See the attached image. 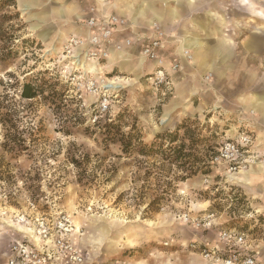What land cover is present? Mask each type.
Instances as JSON below:
<instances>
[{"label":"rangeland","instance_id":"1","mask_svg":"<svg viewBox=\"0 0 264 264\" xmlns=\"http://www.w3.org/2000/svg\"><path fill=\"white\" fill-rule=\"evenodd\" d=\"M239 4L251 14L235 0L211 1L214 12L225 13L227 25L221 16L216 18L224 22L227 30L235 31L228 34L240 47L236 57L227 61L229 72L224 76L213 71L205 73L211 84L209 92L177 100L176 105L173 94L164 97L152 88L149 64L144 73L148 72L140 75L138 81L136 75V83L113 93L109 110L101 113L96 109L97 97L78 98L71 92L72 86L63 81V69L68 66L63 46L72 35L58 41L56 30L63 28L57 21L53 27L49 24L40 28L28 17L29 11L22 12L16 2L19 17L1 23L9 40L0 42V53L14 46L18 56L10 64H0V96H15L5 105H15L25 142L14 148L10 145V150L4 147L6 133L0 125V211H22L32 203L36 213L68 215L76 229H80L77 241L83 248L84 264H210L200 254L198 239L215 226L209 231L195 229L180 217L213 214L216 222L224 221L225 228L234 227L261 245L259 258L264 262V180L252 187L249 194L239 184L228 181L223 167L210 165L208 175L198 174L178 182L175 179L180 174L175 168L162 165L157 159L120 158L118 146L105 145L99 132L101 126L124 112L123 125H135L141 131L142 141L150 144L157 135L172 132L190 120L200 130L211 153L244 131L253 139L249 148L252 152L246 156L261 157L264 121L247 109L242 99L251 96L256 87L255 77L259 76L260 83H264V47L258 48L257 53L247 48L253 28L264 27V0H240ZM203 9L199 7L197 13ZM32 14L29 12L30 17ZM164 32L169 37V47L177 37ZM218 36L212 33L213 40L217 41ZM24 39L31 42L29 46L21 43ZM180 45L183 47L184 40ZM169 52L170 48L162 52L164 60ZM189 54L183 48L182 55L190 62L193 57L190 59ZM45 71L47 78H57L58 88L63 91V118L53 114V109L39 99L27 102L16 96L25 77ZM106 72L109 79L130 78L117 67ZM67 109L74 112L71 118H66ZM161 188H168L169 194L160 210L145 211ZM0 230V264H4L10 241L1 222ZM194 242L196 246L191 248Z\"/></svg>","mask_w":264,"mask_h":264},{"label":"built area","instance_id":"2","mask_svg":"<svg viewBox=\"0 0 264 264\" xmlns=\"http://www.w3.org/2000/svg\"><path fill=\"white\" fill-rule=\"evenodd\" d=\"M88 1L87 17L76 20L86 35H72L63 46V58L68 64L63 69V81L72 86L71 92L78 98L97 97V111H108L113 93L125 88V83L107 77L108 63L115 52L137 49L134 57L140 75L148 72L144 73L150 64L148 80L152 88L164 97L172 95L171 75L179 69V63L165 65L162 52L169 37L161 24L153 21L147 31L139 32L137 26L110 10L114 0ZM252 144V137L242 131L212 153L210 165L223 167L230 176L247 170L251 164H264V154L246 156L252 152ZM34 209L29 203L22 211H0L2 228L10 235L5 264H84L83 248L77 241L80 229H76L70 217L63 212L36 213ZM180 219L195 229L210 230L215 226L213 214L201 218L184 214ZM244 236L234 227L220 230L219 243L200 244V254L214 264H261L249 253ZM195 246V242L190 245Z\"/></svg>","mask_w":264,"mask_h":264},{"label":"crops","instance_id":"3","mask_svg":"<svg viewBox=\"0 0 264 264\" xmlns=\"http://www.w3.org/2000/svg\"><path fill=\"white\" fill-rule=\"evenodd\" d=\"M211 1L212 0H114L111 5L110 10L112 12L133 23L137 26V31L139 32L147 31L150 24L153 21H157L161 24L162 28L164 27L163 29L167 33L171 32L176 35L177 38L175 41H172V45L169 47L165 46L163 49V52L168 48L171 49V52L166 55V66H169L173 61L179 63V69L173 73L171 78L173 90L172 100L176 105L179 103L177 100L197 97L202 95V93L209 92L211 84L205 79V73L213 71L224 76L226 71L229 72L227 70L229 66L227 61L236 57L238 53L237 49L240 46H238L228 34L235 31H230L225 28L227 25L225 13L221 12V14H218L214 12L210 7ZM235 1L238 6L242 7L239 4L240 0ZM241 1L244 2L245 0ZM16 2L19 7L22 6L26 11L34 13L32 17H30L28 12V17L32 18L40 28L49 24L53 27L55 21H57L59 26L61 25V28H63V31H60V27L56 30V32L59 30L56 33L59 35L56 36L58 41H65L67 36L70 35H86V30L80 28L76 24V20L87 17L88 0H16ZM199 7L204 8L201 13H197ZM208 7H210L209 10ZM242 9L244 8L242 7ZM244 10L249 13L248 9ZM212 13L215 14V17H212ZM216 16H221L225 19L226 25L222 20L220 22ZM216 21L217 24H215ZM212 33L220 35L216 38L217 41L213 40ZM251 34L253 36L247 44V48L257 53L258 48L261 46L264 47V27L253 28ZM183 40L184 45L181 47L180 42ZM181 48L182 50L183 48L189 50L193 57L192 61L189 62L183 57ZM137 54V49L130 50L126 53L115 52L114 57L112 55V59L108 63L110 69L117 67L120 72L130 75L128 79L116 78L115 80L116 82L122 80L123 83H128L125 87L131 86L140 78L137 61L134 57ZM217 62L219 64H217ZM136 75L137 80L135 81ZM255 78L257 80L255 83L256 87L251 96L243 98L242 102L247 109L259 114L261 116L260 119L264 121V83H260L259 76ZM262 82L264 81L262 80ZM263 180L264 169L256 164L252 165L249 171L242 170L237 173L233 183L239 184L251 194V190L254 189L252 187H256V184L260 181L263 182ZM216 221L215 219V228L211 229L213 230L211 231L212 233L210 232L208 235L198 239L200 244L219 243V231L229 229L224 227V221ZM1 231L2 230H0V235L2 236L3 231L2 233ZM4 231L8 234L6 235L4 233V235L7 236L8 241H10L9 232L6 230ZM238 231L242 232L240 230ZM244 235L249 253H251L258 262L264 264L259 258V255L262 253L261 245H256L255 241L249 238V235L245 233ZM6 252L7 249L4 253V264L6 263ZM207 262L214 264L209 261Z\"/></svg>","mask_w":264,"mask_h":264},{"label":"trees","instance_id":"4","mask_svg":"<svg viewBox=\"0 0 264 264\" xmlns=\"http://www.w3.org/2000/svg\"><path fill=\"white\" fill-rule=\"evenodd\" d=\"M16 6L15 0H0L1 43L5 39L6 41L9 40V35L7 36L1 30V23H8L19 17ZM6 10H14V13L10 11L6 13ZM21 43L26 47L31 42L28 39H24ZM17 56L18 50L11 46L6 49L5 53H0V64H10ZM47 76L48 73L45 71L38 73L34 77H25L16 96L27 102L39 99L49 109H53V114L63 118V91L58 88L57 78H47ZM16 84L17 82L9 85V89L14 88ZM9 95V93H6L0 96V125L6 133L3 146H8L10 150V145L12 148L18 147L25 140L22 139L21 136L23 134L19 131L18 124L20 121L15 105H5L7 100L11 102L15 100V96ZM64 106H67V104ZM73 113L67 109L66 118H71ZM123 120H125L124 112L118 114L115 120H111L110 123L99 128L103 143L107 146H118L120 158L139 161L150 158L157 159L162 165L175 168L180 174L175 179L178 182L186 181L198 174H209L212 151L208 149L209 146L205 145V140L201 137L200 130L194 127V122L187 120L174 131L159 134L152 143L146 144L142 141L140 129L135 125L124 126ZM124 128L128 130L124 131ZM180 131H182V135H180ZM168 192V188H161L155 197L152 196L153 200L147 205L145 211L149 210L151 213H157L162 207L164 200H166L167 197L165 195H168Z\"/></svg>","mask_w":264,"mask_h":264},{"label":"bare ground","instance_id":"5","mask_svg":"<svg viewBox=\"0 0 264 264\" xmlns=\"http://www.w3.org/2000/svg\"><path fill=\"white\" fill-rule=\"evenodd\" d=\"M121 64V63H120ZM115 85H118V84H115ZM164 122V121H163ZM261 166V168L262 169H264V164H261L260 165ZM237 174V173H236ZM236 174H233V175H230V176H228V181H231V182H233L234 181V179H235V175ZM239 180V179H238ZM243 180V179H242Z\"/></svg>","mask_w":264,"mask_h":264},{"label":"water","instance_id":"6","mask_svg":"<svg viewBox=\"0 0 264 264\" xmlns=\"http://www.w3.org/2000/svg\"><path fill=\"white\" fill-rule=\"evenodd\" d=\"M20 9L22 12H26V10L22 6H20Z\"/></svg>","mask_w":264,"mask_h":264}]
</instances>
